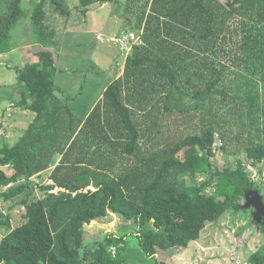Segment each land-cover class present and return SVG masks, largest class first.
Instances as JSON below:
<instances>
[{
    "label": "trees",
    "instance_id": "trees-1",
    "mask_svg": "<svg viewBox=\"0 0 264 264\" xmlns=\"http://www.w3.org/2000/svg\"><path fill=\"white\" fill-rule=\"evenodd\" d=\"M78 1L85 15L94 4L120 0ZM124 1L140 43L83 123L55 97L58 57L43 26L45 4L61 12L64 0L34 7L42 47L32 50L38 63L17 70L12 103L35 117L17 143L0 147V199L23 195L46 171L49 184L40 187L43 197L23 203L24 221L0 238V264H124L126 236L83 242V228L109 213L134 223L139 247L164 264L159 251L187 248L208 224L243 209L248 191H260L238 157L234 166L216 167L213 147L218 135L221 149L238 155L228 144L239 120L261 140L246 131L247 159H264V0ZM22 16L21 0H0V55L11 51ZM232 76L243 79V90L229 89ZM208 173L202 186L184 181ZM256 227L264 238V222ZM0 228H10L1 206ZM246 264H264V242Z\"/></svg>",
    "mask_w": 264,
    "mask_h": 264
},
{
    "label": "rangeland",
    "instance_id": "rangeland-1",
    "mask_svg": "<svg viewBox=\"0 0 264 264\" xmlns=\"http://www.w3.org/2000/svg\"><path fill=\"white\" fill-rule=\"evenodd\" d=\"M225 1L221 0L223 3ZM37 2L38 0H21L23 16L11 32V51L0 55V147L15 143L34 118V113L14 107L12 101L16 97L14 89L17 87V70L25 64L38 63V58L33 55L32 50L42 46L38 43L31 18ZM138 2L142 3V0ZM5 5L3 2L1 8L3 9ZM90 7L88 8L90 12L83 15V8L78 0H64L61 12L47 2L43 19V26L52 34L49 47L58 57L54 82L55 96L61 95L59 89L62 88L67 96L75 97L74 101L83 109L87 104L90 106L94 102L102 93L104 86L122 76L128 53L121 49V42L124 41V44L127 42L126 47L132 48L133 45L140 43L141 36V31L134 27V17L125 10L124 0L115 4H94ZM125 17L130 20L131 27L126 24ZM125 37L127 40H124ZM245 70V68L239 70L238 67L233 69L237 74ZM243 76L247 77L245 74ZM243 83V79L238 76L233 78L228 86L233 91L239 88L243 90ZM74 107L72 105V108ZM225 116L226 114L223 117ZM232 125L233 142L228 144V149L238 152V155H231L228 153L229 150L225 152L221 149L222 146H217L214 165L219 168L234 166L238 157L245 166L250 181L264 194V159L253 165L243 151L250 137L246 131L249 130L252 139L255 140V129L248 128L246 123V130L243 131L239 120L233 121ZM163 131L165 140L169 131L168 129ZM159 139L160 136L157 142ZM256 140L261 141L257 138ZM215 143L224 144L218 135ZM59 159L60 156L56 155L54 163ZM49 175L50 171H46L40 176L33 177L32 188L11 202L3 203L0 199L1 209L10 223L9 229L0 228V238L24 221L23 203L44 196L40 187L49 184ZM209 175L210 173L185 175L184 181L189 185L202 186ZM214 187L213 182L204 190L209 195L213 193ZM246 210L228 211L218 222L208 224L199 239L190 243L187 248L178 249L169 255L159 251L156 259L164 264H177L176 261L180 264H246L249 256L258 251L264 242L252 215ZM136 231L137 226L134 223L124 220L117 214L109 213L104 219L93 221L83 228V242L84 245H88L102 241L108 234L126 236L124 264H155V260L148 258L139 247Z\"/></svg>",
    "mask_w": 264,
    "mask_h": 264
},
{
    "label": "crops",
    "instance_id": "crops-1",
    "mask_svg": "<svg viewBox=\"0 0 264 264\" xmlns=\"http://www.w3.org/2000/svg\"><path fill=\"white\" fill-rule=\"evenodd\" d=\"M91 8V7H90ZM89 8V9H90ZM89 9H88V11L86 12V14L87 13H89L90 11H89ZM90 14H92V13H90ZM93 15V14H92ZM93 19V18H92ZM92 19H90V20H92ZM107 88V86H104L103 87V89H102V93L101 94H99V96L94 100V102H92L91 104H90V106H89V104H87V106L83 109V108H81L80 106H79V104L78 103H76L75 101V97H72V96H67L66 95V92L62 89V88H60L59 89V92H60V94L61 95H59V96H55L56 97V99L57 100H59V101H63V102H66L67 103V105H68V107H69V109H70V111H71V113L75 116V118L76 119H78L81 123H83V121L87 118V116L89 115V113L92 111V109H93V107L102 99V95H103V92L105 91V89ZM15 90L16 89H14V93H15ZM75 100V101H74ZM72 105L73 106H75L74 108H72ZM81 109H83V110H81ZM23 110V109H22ZM81 110V111H80ZM28 111V110H27ZM80 111V112H79ZM78 114H81V116L79 117L78 116ZM34 117H35V114H34ZM34 119V118H33ZM33 121V120H32ZM31 121V122H32ZM82 125V124H81ZM24 134V133H23ZM22 137V136H21ZM20 137V138H21ZM19 138V139H20ZM18 139V140H19ZM18 140L15 142V143H17L18 142ZM15 143H13L11 146H13ZM169 255V254H168ZM172 259H173V257H172ZM177 260V259H176ZM176 263L177 264H180V262L179 261H176Z\"/></svg>",
    "mask_w": 264,
    "mask_h": 264
},
{
    "label": "water",
    "instance_id": "water-1",
    "mask_svg": "<svg viewBox=\"0 0 264 264\" xmlns=\"http://www.w3.org/2000/svg\"><path fill=\"white\" fill-rule=\"evenodd\" d=\"M243 209H252V219L255 224L264 222L263 196L258 190H250L245 195Z\"/></svg>",
    "mask_w": 264,
    "mask_h": 264
},
{
    "label": "built area",
    "instance_id": "built-area-1",
    "mask_svg": "<svg viewBox=\"0 0 264 264\" xmlns=\"http://www.w3.org/2000/svg\"><path fill=\"white\" fill-rule=\"evenodd\" d=\"M124 40H127V38L125 37ZM126 44H128V43L126 42ZM126 44H124V41H122L121 44H120V47H121L122 50H125L127 53H129L130 50H131V47L127 48ZM217 146L221 147L222 143H214V147H213L214 151H215Z\"/></svg>",
    "mask_w": 264,
    "mask_h": 264
},
{
    "label": "flooded vegetation",
    "instance_id": "flooded-vegetation-1",
    "mask_svg": "<svg viewBox=\"0 0 264 264\" xmlns=\"http://www.w3.org/2000/svg\"><path fill=\"white\" fill-rule=\"evenodd\" d=\"M259 193H260V194L263 196V198H264V194H262V192H260V191H259ZM244 210H246V209H244ZM246 211H248V212L252 215V211H253L252 209H247ZM257 228H258V227H257Z\"/></svg>",
    "mask_w": 264,
    "mask_h": 264
}]
</instances>
